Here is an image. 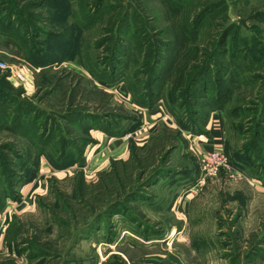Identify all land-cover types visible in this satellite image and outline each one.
I'll list each match as a JSON object with an SVG mask.
<instances>
[{
    "label": "rangeland",
    "instance_id": "374dc122",
    "mask_svg": "<svg viewBox=\"0 0 264 264\" xmlns=\"http://www.w3.org/2000/svg\"><path fill=\"white\" fill-rule=\"evenodd\" d=\"M7 1L11 6L16 1L25 4ZM49 1L41 7L26 5L36 26L56 32L75 17L82 20L81 53L61 62L55 59L42 69L29 59V48L15 38L16 44H6L0 36V59L27 66L33 80L25 91L0 71V98L8 106L14 104L12 96L33 101L38 115L88 109L107 112L103 120L117 128L127 126L126 115L139 123L113 138L101 128L90 130L92 141L86 144L82 163L68 156L69 165L60 168L63 161L55 154L36 157L31 147L36 129L26 134L0 119V264H264V186L258 182L255 163L261 144L254 151L258 155H253L254 168L230 158L248 138L243 119L254 120L250 125L254 131L259 122L257 104L264 101V0H178L192 22L203 15L197 44L201 60L210 64L209 86H220L225 71L233 69L240 81L230 103L240 111L229 119L241 121L237 131L234 123L228 126L222 112V149L229 166L202 184L195 148L208 149L203 144L210 138L208 126L199 125L207 133H192L176 124L164 100L157 102L161 111L140 104L147 83L139 57L147 49L146 41L159 53L163 38L159 32L166 24L160 1L71 0L65 22ZM27 40L34 39L30 35ZM123 50L128 53L122 60L127 67L124 73L117 72L118 79L99 84L86 70L96 60ZM98 75L107 80L105 72ZM136 79L134 99L127 87ZM183 103L179 114L195 119L191 101L183 98ZM0 111L9 113L2 104ZM61 122L68 132L51 134L47 143L70 134L79 146L77 137L85 134L75 124ZM155 168L164 169L148 182ZM194 186L195 196L183 210L179 199Z\"/></svg>",
    "mask_w": 264,
    "mask_h": 264
},
{
    "label": "trees",
    "instance_id": "16d2710c",
    "mask_svg": "<svg viewBox=\"0 0 264 264\" xmlns=\"http://www.w3.org/2000/svg\"><path fill=\"white\" fill-rule=\"evenodd\" d=\"M23 1H25L24 6L18 4L17 1L11 6L7 0H0V36L5 40L3 41L6 44L13 41L15 38V41L22 44L24 49H30L31 55L29 59L35 66H40L42 69L55 59H58V62H61L64 59H71L75 55L81 53L80 45L83 40L81 34L85 28L82 20L75 17L74 21L67 23L68 26L58 25L60 30L56 32L46 27L40 28L38 25L36 26L37 22H34V14L29 12V7L26 5L33 4L35 7H41L46 5V0H42L41 2H38V0ZM70 1L71 0L49 1L52 5V10L55 11L56 14L62 15L64 22L65 20L67 21V15L71 13L70 6L68 5L70 4ZM102 1L103 0H99L100 4ZM159 1L164 9L166 24L159 32L163 36L159 43V53L156 51L158 49L156 45L152 44L151 41H146L144 45L147 46V49L144 54H141L139 57L141 61L138 64V67L140 70H144L143 78L146 79L147 83L146 87L142 89V96L140 95V97L145 98H141L143 102L140 101V104L147 109L153 110L158 101L164 100L166 108L174 117L176 124L181 129L188 130L192 133H200L203 130L207 133V130H205V128H200V126H207L211 114L214 111H222L228 120V126L230 127L232 123H234V130L237 131L238 129L235 127H237V124H240L241 121L231 122L229 119L236 116L237 112L240 111L237 104H230L234 96L233 91L240 81L235 76L233 69L232 71H225L220 86H217L214 89H212V86H209V76L211 75L210 64L209 61L207 62V59L204 61L201 60L203 56L202 50L197 44V25L203 15L199 14L195 16V19H193L192 22L188 12L183 10L182 5L178 0ZM65 32L69 33L66 34ZM42 34L45 35V38L40 39L39 35ZM30 35L34 40H27ZM221 38L223 39V37ZM130 41L132 43L130 44L133 47L135 42H133V39H130ZM12 43L15 42L13 41ZM99 46L102 45L99 44L97 47ZM114 54L117 55L114 56ZM114 54H106L111 56L110 59L107 58L102 61L96 60L97 63H94L90 68L85 67L86 70L90 69L88 72L92 74V77H94L99 84H108L107 81L112 82L118 79L117 77L119 73L122 71V73H124V69L127 66H124L125 63L122 60L128 53L126 54V51L123 50L121 52H115ZM86 57L89 58L88 56ZM107 60L109 61L107 62ZM118 71L119 73H117ZM214 71L217 73V70ZM102 72L106 73L107 80L102 79V77L98 75L102 74ZM2 77L3 76H1V79ZM217 79L219 80V78ZM57 86L58 84L53 88ZM39 87L40 86L38 85V88ZM40 88L41 91L45 90V94L48 95V93H50L45 86ZM127 88L133 93V98L136 99L133 91L139 88L138 80L136 79L135 84L128 86ZM166 93L169 98L168 102L164 99L167 97ZM183 98H187L191 101L192 106L194 107L192 114L195 119L191 118V120H186V118H184L185 112L179 114V112L181 113L183 110ZM11 101H13L14 104L8 106L7 100L0 98V104L9 110L7 115L0 114L1 121L7 122L6 124L8 126L16 129L18 128V131L26 134L33 133L34 129H36L38 132L37 137L34 140L37 141H30L32 142L31 147H33L36 152V157L38 158V156L42 154L48 155V153L51 155L55 154L63 161L62 163L60 162L61 164H58V167L60 168L69 165L67 162L68 156H72L70 158H73L74 162L79 164L82 163V154L85 150L86 144L92 141V138H89L88 134L90 130L101 128V130L106 132L109 136L114 137L120 136V134H123L125 131L128 132L135 129L139 123L135 116L126 115L123 119H126L127 126L117 128V125H113L112 123L103 120L105 116L109 115L107 112L100 113L88 109L86 111L82 109H74L63 112H55L51 110L50 113H42L41 115H38L36 112L38 106L35 102L23 100L17 96H12ZM257 105L260 107V110L258 116L259 122L258 125H256V129L251 131L252 127L250 125H254V120L250 121V117H245V119H243V121H245L243 130L249 131L246 132L248 138L245 140L246 142L244 144L236 148V155H233L230 158L233 159L235 157L237 163L243 165L244 168H248L247 165L251 164L254 168L252 162L254 159L253 155L255 154L254 151L256 150L257 145L261 144L260 150H262V153L260 156L255 154V157H259L255 163H258V167H256L258 168V182L264 186V126H262L264 101L262 106L259 104ZM243 111L247 110L244 109ZM111 115L113 116L114 114L112 113ZM254 119L256 120V118ZM61 120L64 121L65 125L70 123L75 124L79 127L80 131L85 134L84 137H77V140H80L79 146L76 145V140L71 137L70 134H63L60 139L54 140L52 144L47 143L48 136L51 134L59 131L68 132L67 126H63ZM27 121H30V126H27ZM250 134H252V136L249 139ZM256 136H258V139ZM129 147L134 150V144H130ZM56 149H58L57 152ZM232 151L233 150L230 149L228 154L230 155ZM163 169L164 168H155V171L151 174L148 182H152L151 179L158 176ZM198 171L197 168L196 174H198ZM144 234L148 236L147 233Z\"/></svg>",
    "mask_w": 264,
    "mask_h": 264
},
{
    "label": "built area",
    "instance_id": "2783aa9c",
    "mask_svg": "<svg viewBox=\"0 0 264 264\" xmlns=\"http://www.w3.org/2000/svg\"><path fill=\"white\" fill-rule=\"evenodd\" d=\"M0 71L8 73L7 77L9 79L13 78L17 85L21 86L25 91H28V89L33 86L32 72L27 66L9 64L0 59ZM161 107L162 105L157 103L154 110L161 111ZM188 138H191L192 141L194 135L190 134ZM195 149L197 162L200 168V184H202L205 179L215 176L218 172L225 171L229 166L222 148L205 149L196 146Z\"/></svg>",
    "mask_w": 264,
    "mask_h": 264
},
{
    "label": "crops",
    "instance_id": "0c3cea01",
    "mask_svg": "<svg viewBox=\"0 0 264 264\" xmlns=\"http://www.w3.org/2000/svg\"><path fill=\"white\" fill-rule=\"evenodd\" d=\"M224 122V116H222V111H215L211 114L210 120L207 124L210 133V138L203 142L204 146L208 149L212 148H222L224 144V129L222 123ZM214 124V125H213ZM113 138V137H111ZM101 141V140H100ZM195 187L188 188L183 196L179 199L181 200L182 209L184 210L190 204L191 199L195 196ZM263 187V186H261Z\"/></svg>",
    "mask_w": 264,
    "mask_h": 264
}]
</instances>
